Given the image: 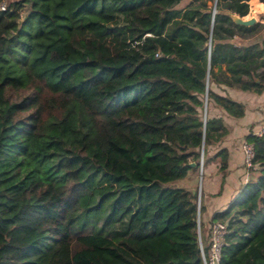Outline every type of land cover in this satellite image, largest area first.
I'll return each instance as SVG.
<instances>
[{"label": "trees", "instance_id": "trees-1", "mask_svg": "<svg viewBox=\"0 0 264 264\" xmlns=\"http://www.w3.org/2000/svg\"><path fill=\"white\" fill-rule=\"evenodd\" d=\"M179 2L0 0V264H204L217 220L215 264H264V132L245 135L256 173L206 234L175 183L201 154L224 173L204 95L239 116L209 83L263 89L264 18L232 19L249 0Z\"/></svg>", "mask_w": 264, "mask_h": 264}, {"label": "crops", "instance_id": "crops-1", "mask_svg": "<svg viewBox=\"0 0 264 264\" xmlns=\"http://www.w3.org/2000/svg\"><path fill=\"white\" fill-rule=\"evenodd\" d=\"M263 14L264 1L249 0V11L243 16L254 15L257 20L263 21L260 17ZM215 85L211 88L216 92L226 94L244 103V112L239 116L229 114L212 99L207 109L208 115L222 116L227 127V131L222 137L217 142L210 144L206 151V155H212L221 146L227 148L228 159L225 171L223 173V170L219 168L217 158L210 159L204 163L202 161L197 171H191L175 181V183L184 185L191 190L199 186L198 197L201 202V210L198 217L205 234L208 232L212 213L224 208L239 188L256 173V164L248 166L243 162L241 143L245 139V135L253 132L264 117V87L260 92H256L223 83Z\"/></svg>", "mask_w": 264, "mask_h": 264}, {"label": "built area", "instance_id": "built-area-1", "mask_svg": "<svg viewBox=\"0 0 264 264\" xmlns=\"http://www.w3.org/2000/svg\"><path fill=\"white\" fill-rule=\"evenodd\" d=\"M0 6L3 7V3H1ZM253 132L256 134H262L264 132V117L260 120V122L257 125V128ZM241 146L243 153V162L248 166L252 165L253 149L251 142L244 139L241 143ZM202 161H203V156L201 154L199 158V164H202ZM197 219L199 220L198 216ZM224 231H225V222L217 220L212 223L210 229V242L206 255L204 254L203 245L199 237V247L201 250L204 264H215L216 261L218 260L219 250L221 245V237Z\"/></svg>", "mask_w": 264, "mask_h": 264}, {"label": "water", "instance_id": "water-1", "mask_svg": "<svg viewBox=\"0 0 264 264\" xmlns=\"http://www.w3.org/2000/svg\"><path fill=\"white\" fill-rule=\"evenodd\" d=\"M229 15L232 17V19L237 22V23H241V24H251L253 22H255L257 19L254 15H250V16H241L235 12H229ZM206 93L204 95V97L206 98ZM205 100H204V107H203V112H204V116H205ZM190 164H194V161H190ZM193 193H197L196 189H192ZM199 199V198H198Z\"/></svg>", "mask_w": 264, "mask_h": 264}, {"label": "rangeland", "instance_id": "rangeland-1", "mask_svg": "<svg viewBox=\"0 0 264 264\" xmlns=\"http://www.w3.org/2000/svg\"><path fill=\"white\" fill-rule=\"evenodd\" d=\"M187 0H180V2H179V4L178 5H183L185 2H186ZM4 3V2H3ZM260 17L263 19L264 17H263V15H260ZM264 33V29H263V31L259 34V35H261V34H263ZM210 84V87L212 86V87H215L216 85V83L215 82H210L209 83ZM204 100L206 101L205 102V110H207L208 109V107L210 106V103H211V99L210 98H207V96H206V98L204 97ZM244 104V103H243ZM260 122V121H259ZM199 182V181H198ZM178 184V183H177ZM198 190H199V186H197V188H196V191H197V193H196V195H197V197H198Z\"/></svg>", "mask_w": 264, "mask_h": 264}]
</instances>
